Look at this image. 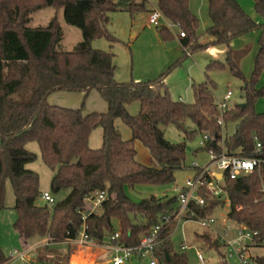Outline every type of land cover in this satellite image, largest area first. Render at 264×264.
Listing matches in <instances>:
<instances>
[{
  "label": "trees",
  "instance_id": "1",
  "mask_svg": "<svg viewBox=\"0 0 264 264\" xmlns=\"http://www.w3.org/2000/svg\"><path fill=\"white\" fill-rule=\"evenodd\" d=\"M207 1L212 26L205 32L209 40L205 44L200 42L199 20L190 10V0H158L157 6L163 18L184 33L179 39L185 55L227 47L234 75L244 81L246 106L228 108L223 127L218 125L216 97L207 82L193 86L194 103L174 101L166 88V73L151 81L120 83L114 76V55L92 48L93 41L101 37L116 41L107 29L112 13L127 12L134 18L147 11L148 0H0V214L6 209L9 180L15 198L13 226L24 246L34 239L68 243L84 232L98 245L119 234L111 244L137 248L161 225L154 249L158 262L189 264L187 254L174 250L171 240L180 210L179 194L151 196L137 203L127 193L128 188L175 182V173L185 167L186 145L166 140L163 128L174 126L186 139L197 133L208 135L204 149L211 156L235 155L258 162L252 174L237 179L225 175L220 196L207 188L214 181L207 174L205 185L197 191L204 204L191 200L184 220L211 218L228 204L227 219L257 232V247L264 248V113L256 111L257 102L264 99V87H258L264 72V0H253L262 23L248 15L237 0ZM44 8L63 10L65 22L81 31L82 41L73 52L58 50L63 33L56 17L48 27H29V16ZM258 31L262 33L259 50L252 73L245 79L234 61L243 52H235L231 43ZM159 32L164 40L176 38L166 26ZM207 68L222 71L226 66L213 61ZM92 91L105 101L106 112L84 113L85 100ZM55 93L83 94L84 101L78 109L60 107L49 100ZM134 103L140 104L136 116L128 111ZM118 119L131 130L130 140H123L116 127ZM188 121L195 129L187 126ZM230 124L234 125L231 135L227 134ZM98 128L102 145L92 149L90 135ZM136 141L148 150L150 165L137 162ZM30 142L39 145L43 162L55 171L52 192L68 193L53 207L37 205L42 194L39 175L27 168L36 160L26 148ZM94 192H106L108 197L99 210L91 212L85 199ZM205 241L210 247L220 246L210 237ZM254 262L264 264V256ZM8 263L0 246V264Z\"/></svg>",
  "mask_w": 264,
  "mask_h": 264
},
{
  "label": "rangeland",
  "instance_id": "2",
  "mask_svg": "<svg viewBox=\"0 0 264 264\" xmlns=\"http://www.w3.org/2000/svg\"><path fill=\"white\" fill-rule=\"evenodd\" d=\"M190 2L193 8L200 9L199 28L197 33L202 43L206 39L205 32L212 22L209 16L208 1L190 0ZM238 2L245 11L254 18H257L253 0H238ZM153 10L159 12L157 0H148L147 11L139 13L134 18L127 12L112 13L107 29L109 34L113 36L116 41L112 42L106 37H101L93 41V49L110 52L114 55V76L116 81L120 83L132 81L146 82L155 80L161 74L166 73L165 83L171 98L174 101L192 104L195 101L194 84L205 81V75H207L209 80L217 86V91H215L216 102H220L223 96L230 91L233 94L231 103L234 104L236 102V104L241 103L242 105L244 101V82L242 79L234 76V70L228 66L222 71L208 70L205 64V59L211 56V52L209 51L211 48H215L218 51L215 60H219V62L226 64L227 47L223 45L210 47L207 50L193 54L191 58L189 57L185 61L181 58L182 61L179 65L169 69L177 62L176 60L182 56V49L179 44L180 41L176 36V33L179 35L181 31L163 17L159 21V26H150L148 22ZM55 17L60 23L63 33V38L58 46V50L61 52H73L82 41V33L78 28L69 26L65 22L63 10L57 12L53 8H44L36 11L29 16L28 25L31 28L48 27ZM164 26L168 27L175 35L176 38L174 40H164L162 38L159 29ZM250 68L251 61L246 55L241 66V70L245 73L246 77H248L247 73ZM73 94H55L63 95L60 96L62 100L59 101V103H55L53 98L55 96H53L50 102L51 104L64 108L78 109L81 107L84 97L80 96L82 94ZM256 108L259 112H264V99L258 101ZM105 111H107V104L96 91H92L85 100L84 113H103ZM128 111L130 115L136 116L140 111V104H132L128 107ZM187 126L190 129H195V126L190 121L187 122ZM116 127L123 140L128 141L131 139V130L122 120L118 119L116 121ZM163 131L166 140L170 143L186 145L185 167L175 173V182L171 185H143L135 188H128V195L137 203L151 196L161 198L164 196L173 197L180 194L186 189L188 181L194 182L196 180L199 170L208 168L209 175L214 176L220 174V171L212 162L211 154L204 149V135L197 133L191 139H186L184 134L174 126L164 127ZM233 132L234 125L230 124L227 129V134L231 135ZM89 145L92 149L101 147L102 130L100 128L95 129L91 133ZM26 148L36 155V160L28 164L27 168L39 175L41 194L48 193L55 201L63 200L68 193L60 192L54 194L52 192L51 182L55 171L48 168L43 162L39 145L36 142H30L27 144ZM135 148L137 151V162L150 165V154L145 146L141 142L136 141ZM212 187L214 189L218 188L216 181H213ZM196 196L197 193H195V197ZM5 204L6 209L0 214V245L4 255L7 257L13 249L23 251L27 247L29 248L35 244L38 245L34 251L27 256L26 262L14 260L10 261L8 264H36L42 260L47 264H78V262L85 264V248L77 245V243H49L48 239H34L28 245H23L13 226L16 220V212L14 210L15 198L12 184L9 180L6 182ZM37 205L41 207H50L41 198L38 200ZM228 206L229 205L226 204L224 207H220L216 210L214 216L211 218H214L217 222L212 224L209 228L202 225L201 219L176 221L178 225L171 235L172 244L176 251L180 250V247H183L182 250L187 254L189 264H203L198 259V254L200 253L204 257V264H223L221 261L222 258L225 257L227 259V249L224 247H219L218 249L210 247L209 243L205 241V236L208 233H213L214 235L210 237L212 242H214L216 241V236L223 232V221H228L229 224H233L227 219ZM87 209L90 208L87 207ZM69 253L70 257L68 259ZM73 254L78 255V259H74ZM252 254L253 257H262L264 256V248L253 250ZM112 257L111 253L104 251L97 260L102 264H112L110 262ZM94 260V258H91L89 261L93 262ZM227 261V264H239V260L236 257L227 259ZM126 264H150V259L134 257Z\"/></svg>",
  "mask_w": 264,
  "mask_h": 264
},
{
  "label": "built area",
  "instance_id": "3",
  "mask_svg": "<svg viewBox=\"0 0 264 264\" xmlns=\"http://www.w3.org/2000/svg\"><path fill=\"white\" fill-rule=\"evenodd\" d=\"M162 17L163 16L161 15L160 12L153 10V12L150 15L148 24L150 26H159L160 25L159 21ZM179 35L180 37H184L183 32H180ZM231 96H232V92L229 91L220 102H217L218 110L220 113L217 122L218 125H220L221 127L224 126L223 114L228 109V103ZM209 140L210 137L208 135L204 136L203 146ZM257 147L260 148V145H258ZM211 157L213 164L220 171L222 177L227 175L229 176L230 179H237L241 176L252 174L255 171V167L258 164L256 160L242 158L235 155L222 154L219 157H214V156ZM208 170H209L208 168L204 170H200L196 180L194 182L188 181L186 184L185 192H181L179 194L180 210L175 216L176 221L180 222L184 220V218L187 216L188 213L187 207L191 200H194L199 205L204 204V200L199 196L195 197V193H197V191L202 186L205 185V183L203 182V178L207 176ZM212 177L214 178V181H216L218 188L214 189L212 187L213 182L207 184L206 186L214 196H220L223 193L220 187V180H218L217 174ZM262 193L264 195V182L262 184ZM107 197L108 195L106 192H94L85 199V203L87 207L90 208L91 212H95L100 209L102 203L107 199ZM41 199L44 202H46L47 205H49L50 207H53L55 204V200L48 193L42 194ZM201 221H202V225L207 228H209L212 224H215L217 222L214 218L203 219ZM223 224H224L223 232L222 234H218L216 236V241L220 246L225 247L227 249L228 251L227 259L236 257L239 260V264H251V258L249 256V252L251 249L258 248L256 244V238L258 235L257 232L249 231L245 227L241 225H237L235 223L229 224L228 221H223ZM161 230H162L161 225L156 226L149 236H146L145 238L142 239L140 245L137 248H127L125 246L112 244L113 251L115 252V256L113 257L111 263L126 264L132 258L138 257L141 259L149 258L150 264H160L154 255V249L158 242V238ZM118 238H119V234H115V236L112 237L110 241L114 242ZM73 242L83 247L93 245L94 243L92 240L86 237L84 232L81 233L78 239L73 240ZM8 258H9V262L14 260L25 261L26 254L22 251L15 250L9 254ZM198 258L204 264V257L201 253L198 254Z\"/></svg>",
  "mask_w": 264,
  "mask_h": 264
},
{
  "label": "crops",
  "instance_id": "4",
  "mask_svg": "<svg viewBox=\"0 0 264 264\" xmlns=\"http://www.w3.org/2000/svg\"><path fill=\"white\" fill-rule=\"evenodd\" d=\"M238 1V0H237ZM157 2H158V0H157ZM203 5V4H202ZM202 9H203V6H202ZM190 10H191V12L198 18V20H199V15H200V9H197V8H193L192 7V4H191V2H190ZM246 13L248 14V15H250L256 22H258V23H262L263 21H262V19L260 18V16L257 14V18H254L251 14H249L247 11H246ZM212 26V22L210 23V25H209V27L207 28V29H209L210 27ZM176 36H177V38H178V40L180 41V39H179V35H177V33H176ZM261 36H262V33L261 32H253V33H251V34H248V35H245V36H242V37H239V38H237V39H235V40H233L232 41V43H231V48L235 51V52H239V53H241V52H243V54H241L239 57H237V58H235L234 59V61L235 62H237V64H238V67H239V72H240V74L245 78V79H248L249 77H250V75H251V73H252V70H253V61H254V57H255V55H256V53H257V51L259 50V41H260V39H261ZM245 40H247V41H245ZM208 39L206 38L205 40H204V42H202L203 44H205V43H208ZM180 44V43H179ZM181 45V44H180ZM181 49H182V56L181 57H179L176 61H178V60H180L181 58L185 61L186 59H188L189 57L191 58L192 57V55L193 54H187V55H185V53H184V50H183V48L181 47ZM210 52H211V56H209V57H207L206 59H205V64L208 66L209 65V63L210 62H213V61H216L215 59L217 58V54H218V51L215 49V48H211L210 50H209ZM227 53V52H226ZM226 55V54H225ZM248 56V58L250 59V61H251V68H250V70L248 71V77H246L245 76V73L241 70V66H242V61H243V59H244V57L245 56ZM216 62H219V60L218 61H216ZM233 62V61H232ZM232 62L230 61V58L227 56V61H226V64H224L226 67L228 66V67H231L232 68ZM235 76V75H234ZM263 77H264V72H263V74H262V76L260 77V79H259V83H258V87H264V81H263ZM243 80V79H242ZM204 82H207L208 84H209V86L212 88V90L214 91V94L216 93L215 91H217V86L215 85V84H213L210 80H209V77L207 76V75H205V81H203V82H201V83H204ZM244 82V81H243ZM201 83H199V84H201ZM194 85H197V84H194ZM55 94H59V93H55ZM55 94H53L51 97H53V96H55V97H53L54 98V102L55 103H59V101H61L62 99H61V97L60 96H63V95H55ZM62 94V93H61ZM65 94H67V93H65ZM227 94V93H226ZM225 94V95H226ZM74 95V94H73ZM78 95V94H77ZM77 95H75V96H77ZM225 95L223 96V98L225 97ZM68 96H70V95H68ZM80 96H83L84 97V95L82 94V95H80ZM51 97H50V101H51ZM232 97H233V94H232V96H231V98H230V100H229V103H228V108L230 109V108H232V107H234L235 105H237L236 104V102L234 103V104H232L231 103V101H232ZM88 98V97H87ZM86 98V99H87ZM222 98V99H223ZM80 99V98H79ZM84 99V98H83ZM260 101H261V99H260ZM243 104H244V101L242 102ZM258 103V102H257ZM234 105V106H233ZM239 105H241V103L239 104ZM256 111L258 112V113H264V112H259L258 110H257V108H256ZM106 112V111H105ZM219 175H221V174H217V177H219ZM222 176V175H221ZM222 179H223V177H222ZM222 179H219L218 178V180H222ZM177 225H178V222H177ZM214 234L213 233H208L205 237H210V236H213ZM211 238V237H210ZM69 244H72V243H75V242H73V241H70V242H68ZM78 245V244H77ZM1 246V245H0ZM36 246H38L37 244H35V245H33V246H30L29 248L27 247L25 250H23L22 252H24L25 254H26V260L25 261H23V262H26L27 261V256L30 254V253H32L33 251H34V249L36 248ZM83 247V246H82ZM219 247H222V246H219ZM85 248V264H102V263H100L97 259H98V257H100L101 256V254L104 252V251H106V252H108V253H111L112 254V256L114 257L115 256V252L113 251V245L111 244V242L110 241H107L105 244H103V245H98V244H95V243H93V245H90V246H85L84 247ZM182 248L183 247H180V250L181 251H183L182 250ZM225 248V247H224ZM255 249H259V248H254V249H251L250 250V252H249V256H250V258H251V264H256L255 262H254V259H256L257 257H260V256H255V257H253V254H252V251L253 250H255ZM15 250H17V251H21V250H19V249H13V250H11L10 251V253L12 252V251H15ZM184 252V251H183ZM9 253V254H10ZM7 257H9V255L7 256ZM73 257H74V259H78V255H74L73 254ZM113 257H112V259H113ZM86 258H88V259H86ZM91 258H94L95 260L92 262V261H89ZM141 259V258H140ZM199 259V258H198ZM112 261V260H111ZM110 261V262H111ZM222 262H223V264H227L228 263V261H227V259L225 258V257H223L222 258V260H221ZM43 263H46L45 261H39V262H37L36 264H43ZM72 263H73V261H72ZM78 264H81L80 262H78Z\"/></svg>",
  "mask_w": 264,
  "mask_h": 264
},
{
  "label": "water",
  "instance_id": "5",
  "mask_svg": "<svg viewBox=\"0 0 264 264\" xmlns=\"http://www.w3.org/2000/svg\"><path fill=\"white\" fill-rule=\"evenodd\" d=\"M241 106H242V107H245V106H246V104H242ZM218 178H219V179H222V176H221V175H219V177H218ZM226 198H227V197L224 195V196L222 197V200H224V201H225V200H226ZM166 257H167V259H169V255H168L167 253H166Z\"/></svg>",
  "mask_w": 264,
  "mask_h": 264
}]
</instances>
